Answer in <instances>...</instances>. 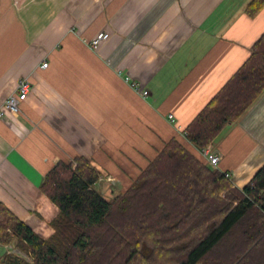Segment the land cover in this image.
Returning <instances> with one entry per match:
<instances>
[{"label": "crops", "instance_id": "crops-1", "mask_svg": "<svg viewBox=\"0 0 264 264\" xmlns=\"http://www.w3.org/2000/svg\"><path fill=\"white\" fill-rule=\"evenodd\" d=\"M250 2L0 0V105L30 83L19 116L0 119V204L50 238L60 210L41 185L59 161L82 157L113 178L96 185L109 200L172 139L208 163L183 133L264 34ZM209 147L246 187L264 167V93Z\"/></svg>", "mask_w": 264, "mask_h": 264}, {"label": "trees", "instance_id": "trees-1", "mask_svg": "<svg viewBox=\"0 0 264 264\" xmlns=\"http://www.w3.org/2000/svg\"><path fill=\"white\" fill-rule=\"evenodd\" d=\"M264 0H251L254 17ZM264 93V34L252 55L186 129L208 147ZM85 158L59 161L41 190L57 205L43 238L0 204V264H264V167L243 189L172 139L124 193L105 198Z\"/></svg>", "mask_w": 264, "mask_h": 264}, {"label": "built area", "instance_id": "built-area-1", "mask_svg": "<svg viewBox=\"0 0 264 264\" xmlns=\"http://www.w3.org/2000/svg\"><path fill=\"white\" fill-rule=\"evenodd\" d=\"M108 33H101L98 37L91 42V47L97 49L101 43L105 42L109 38ZM48 63L43 65L44 68L48 67ZM139 92H141L145 97L149 94V91L140 87L139 85H133ZM30 90V83L27 80L21 81L19 84V93L11 95L2 105H0V119H6L9 116L18 117L21 113L20 104L26 99ZM171 122H175L173 116H170ZM186 137V132L183 133ZM203 157L208 161V164L217 167L221 160V156L214 154L211 148L208 146L202 150ZM74 162V161H72ZM229 178V175L226 174Z\"/></svg>", "mask_w": 264, "mask_h": 264}, {"label": "rangeland", "instance_id": "rangeland-1", "mask_svg": "<svg viewBox=\"0 0 264 264\" xmlns=\"http://www.w3.org/2000/svg\"><path fill=\"white\" fill-rule=\"evenodd\" d=\"M101 178H100L99 182H104V183H108V184L116 183L115 180L113 178H111V177H106V178L101 177ZM104 195L106 196V193H104ZM5 252H8L9 254L19 255V256L22 255L23 257L27 258V260H30L29 255L28 254L26 255L24 252H22L20 249H18L16 247V244H15V246H11L8 249H5V250L2 249L0 251V256L3 255Z\"/></svg>", "mask_w": 264, "mask_h": 264}]
</instances>
